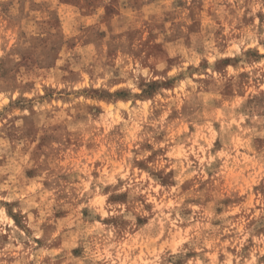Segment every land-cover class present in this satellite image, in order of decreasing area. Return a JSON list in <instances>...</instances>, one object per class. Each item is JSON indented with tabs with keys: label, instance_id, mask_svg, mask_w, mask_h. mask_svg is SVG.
Listing matches in <instances>:
<instances>
[{
	"label": "rangeland",
	"instance_id": "rangeland-1",
	"mask_svg": "<svg viewBox=\"0 0 264 264\" xmlns=\"http://www.w3.org/2000/svg\"><path fill=\"white\" fill-rule=\"evenodd\" d=\"M0 264H264V0H0Z\"/></svg>",
	"mask_w": 264,
	"mask_h": 264
}]
</instances>
